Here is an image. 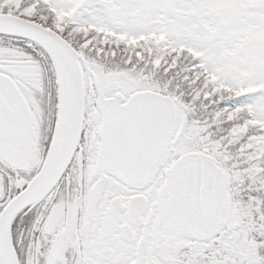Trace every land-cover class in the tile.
<instances>
[{"label":"snow or ice","instance_id":"1","mask_svg":"<svg viewBox=\"0 0 264 264\" xmlns=\"http://www.w3.org/2000/svg\"><path fill=\"white\" fill-rule=\"evenodd\" d=\"M0 264H264V0H0Z\"/></svg>","mask_w":264,"mask_h":264}]
</instances>
